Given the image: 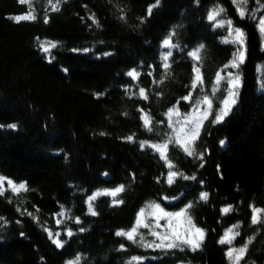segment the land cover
<instances>
[{
	"label": "trees",
	"instance_id": "obj_1",
	"mask_svg": "<svg viewBox=\"0 0 264 264\" xmlns=\"http://www.w3.org/2000/svg\"><path fill=\"white\" fill-rule=\"evenodd\" d=\"M261 5L0 0V176L27 189L0 192V264H232L220 243L231 229L232 246H247L239 264H264V219L252 222L253 209L264 210ZM215 14L246 42L237 103L219 122L228 86L217 76L239 53ZM205 98L212 113L189 156L166 116ZM164 143L163 157L151 145ZM156 205L184 212L205 232L202 246L155 249L151 221L129 239Z\"/></svg>",
	"mask_w": 264,
	"mask_h": 264
},
{
	"label": "rangeland",
	"instance_id": "obj_2",
	"mask_svg": "<svg viewBox=\"0 0 264 264\" xmlns=\"http://www.w3.org/2000/svg\"><path fill=\"white\" fill-rule=\"evenodd\" d=\"M237 1L238 2H242V0H237ZM258 12L259 13L261 12V14L259 15V19L260 20L264 19V6H262V5L259 6L258 7ZM213 16L215 17L213 20H216V26L217 27H221V28L222 27L223 28L226 27L228 29V37H227L226 40L229 43H233V41L235 40V32H234L235 29L231 25H229L226 21L219 22L217 20L218 19V15L217 14H215ZM230 32H231V35L229 34ZM262 34H263V38H264V33H262ZM263 43H264V39H263ZM245 45H246V42L242 46V50L244 52V59H245V49H244ZM237 62L239 63L238 57H237ZM231 64L219 75L220 79H219V82H217L218 84H221L222 82L226 81L227 82V86H228V90L231 87V85L228 83L229 73H232L233 76L238 74L240 76V81H241V73H240V70H239L240 66H239L238 69L237 68H232ZM260 76H261L262 79H264V66L261 67ZM241 85H242V81H241ZM240 88H241V86L238 89L234 90V91L237 92V95L234 97V99L236 100V103H237V100H238V95H239ZM225 99H228V94H227V97ZM208 102H211V101L209 99H207V102H206V100L203 99L200 103H197V104H195L193 106H190L188 111H183L179 107H176V108L172 109L171 112H169L167 114L166 120H167V125H168V128H169L170 137H171V139L174 140V142H176L183 149L185 147H187L188 150L190 149V147L192 146L193 142L200 135V132H201L204 124L210 118L211 113H212V103L209 104ZM235 105L229 103V105L227 106L228 109H230L229 113L233 110ZM223 110H225L224 103L222 104V108H221V110H220L218 115H220ZM197 123L199 124V135L193 140H187V138L184 136V132L187 131L188 129H195ZM165 144H167V143L155 144V145H161L162 146V145H165ZM167 149H168V144H167V148L163 149V155H162L163 157L166 155ZM159 153L161 154V152H159ZM17 187H18V185H17ZM7 189H13V188L11 187V185L8 184V179L5 178L4 182L2 184H0V192H4ZM14 191H16V190H14ZM165 212H167V211H165ZM180 212H182V211H180ZM142 213H143L142 215L141 214L139 215V218L137 220V224L134 227L136 229V232L132 233V230L129 231V233H131L132 235H135L136 233H138V231L140 229H142L143 226L148 225L147 221H151L152 226H150V227H151L152 234H153V232H155V233H158L159 236H164V235H169L173 230H175L177 232H180L182 234L190 230L192 238L193 239H198V234L195 233V228H198V227H196L194 224H192L185 214L180 216V217H166V218L161 219L160 216L162 214H161L160 210L158 208H156V207H153L148 212H142ZM254 215L257 216V220L258 221L261 220V219H264V210L260 211L259 213H255L254 212ZM204 234H205V232H204ZM153 237H154V241H156L155 245L161 243V240L158 239L157 235H153ZM235 238H236L235 229L229 230L226 233L225 237L223 238V240H225L224 244L228 245V252L231 249L235 248V247L232 246ZM205 240H206V235H204V239H203V242L201 243V246L205 242ZM228 241H231V243H228ZM168 242H170V241L165 240L163 243L167 244ZM181 246H184V245L182 244ZM181 246L180 247H176V248H181ZM186 246H188V245H186ZM153 247L155 249H165V250H173V249H175V248L169 249V248H166V247H156V246H153ZM188 247L191 248L190 246H188ZM199 248H197V249H199ZM235 249H239V248H235ZM237 254L238 253H233V257L232 258L229 257L231 262H232V264H236L235 256ZM243 256H244V253L242 254V257Z\"/></svg>",
	"mask_w": 264,
	"mask_h": 264
},
{
	"label": "snow or ice",
	"instance_id": "obj_3",
	"mask_svg": "<svg viewBox=\"0 0 264 264\" xmlns=\"http://www.w3.org/2000/svg\"><path fill=\"white\" fill-rule=\"evenodd\" d=\"M50 2H51V0H50ZM246 3H247V0H242V4H246ZM53 10H58V9H56L55 5H53ZM151 11H152V9L149 8L148 9L149 14H151ZM240 15L241 16H244L245 15L244 11H241L240 12ZM30 18L31 19H35V17L34 16H31V15H29V16H17V17H15V19L17 21H20V20H28ZM214 18H215L214 16H209V19L210 20L211 19H214ZM45 23H47V19H45ZM228 24L231 25V21H228ZM259 25H260V31L262 33H264V19L259 20ZM234 32H235V40L233 41V43H235L237 45V52L239 53V56H238L239 63L237 62V59H234L232 61L231 67L238 69L239 66H240V63H243V60H244V52L242 50V46L245 43V33L241 29H239V28H236L234 30ZM229 34L231 35V32ZM37 39H39V38H37ZM163 44H164L165 47H170L171 46L170 39H165L163 41ZM54 46L55 45H53V47ZM41 47L43 48V51L44 52H48L49 51V49L47 47H44L43 45H41ZM84 51H88V50L87 49H84ZM170 55H171V52L167 53L165 55L164 59L167 60V57L170 56ZM191 55L195 56V53H192ZM165 66L167 67V65H165ZM195 71H196V73H199V68H196ZM133 74H134V71L128 73L129 76H133ZM199 79H200V77L198 75L197 76V80H199ZM219 79H220V77L218 75L217 76V82H219ZM228 83L231 85V87L228 90V99H225L223 101V103L225 105V110H223L221 112V114L218 117H216L217 122H219L220 120H223L224 117L228 116L230 109H228L227 106L229 105V103H231L233 105L236 104V100L234 99V97L237 95V92L234 91V90L235 89H238L241 86L240 76L238 74H236L235 76H233L232 73H229ZM195 86L196 85L193 84L192 87L195 88ZM141 93L143 94V89H141ZM145 98H147V97H145ZM183 99L188 100L189 97L185 96ZM205 100L207 102V98H205ZM208 103L210 104L211 102H208ZM169 111L171 112V109ZM8 127L9 128H12V129H16L17 128V125L16 124H10V125H8ZM198 135H199V124L198 123H197L195 129H188L187 131L184 132V136L187 138V140H193ZM128 139L131 140L132 137L129 136ZM219 143L221 145H224L225 144V141L224 140H221V141H219ZM151 147L155 148L158 152H161V155H163V149L164 148H167V144L162 145V146L161 145H155V144H153V145H151ZM184 150L186 152H188V155L189 156L193 155V152L192 151H189L187 147H185ZM171 167L172 166L169 165V168L170 169H171ZM176 175H177V173L174 172V171H170L169 172V174H168V183L169 184L173 183V177H175ZM183 178L184 179H189L190 177L184 176ZM191 178L192 179H195V177H191ZM4 180H5V177L0 176V184H2L4 182ZM8 184L11 185V187L13 188V190H16V191L21 190V189L27 190L26 189V185L24 183H20L18 185V187H17V185L14 184L11 180H8ZM122 191H124V185H120L119 187L115 188L114 191L109 192V193H106V194L115 196L117 193H120ZM200 198L202 200H205L206 201L207 198H208V193L207 192H202L200 194ZM118 203H123V201L122 200L121 201H118ZM155 207L160 210V212L162 214L160 216L161 219L166 218V217H180V216L184 215V212H175V213L165 212L164 209L160 208L159 205H156ZM191 207H192V205L189 204L188 205V208H191ZM228 210H229V208H225L224 209L225 212H227ZM90 211H91V208H90ZM253 211L255 213H259L262 210L261 209H253ZM92 214L95 215L94 212ZM142 214L143 213H141V215ZM0 219H2V218H0ZM252 222L253 223H257L258 222L256 215H254L252 217ZM145 227H147V225H145ZM80 230L83 231L84 229H80ZM134 232H136V229L135 228L132 229V233H134ZM195 233L198 234V239H193L192 238V235H191L190 230L187 231V232H185V233H183V234L180 233V232H177V231L173 230L169 235H164V236H159L158 233L153 232V235H157L158 236V239L161 240V243L160 244H157L155 246L156 247H166V248L171 249V248L180 247L183 244V245L190 246L192 248V250L195 251L197 248H199L201 246V243L203 242L204 235H205L204 234V231L202 229H200V228H195ZM73 234L74 233L71 230H69L68 233H67V235L69 237H71ZM236 234L239 235V233H236ZM49 235L51 236V233ZM117 235H124V233H119L118 232ZM127 236H128L129 239H133V236H132L131 233H128ZM165 240H168L170 242H168L167 244H164L163 242ZM53 242L56 243V245L58 247H63V242H61L60 240L56 239ZM220 243H225V240L222 239L220 241ZM228 243H231V241H228ZM149 246H151V245H149ZM246 248H247L246 245L243 246V247H240L239 249L233 248V249H231L228 252V256L230 258H232L233 257V253H238L235 256V261H236V264H239L240 259L243 258L242 257V254L246 252ZM79 259H80V257H77L76 258V261H69V264H79Z\"/></svg>",
	"mask_w": 264,
	"mask_h": 264
}]
</instances>
